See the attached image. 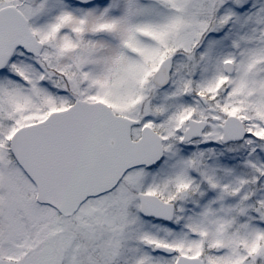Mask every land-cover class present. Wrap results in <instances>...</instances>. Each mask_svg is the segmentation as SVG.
Segmentation results:
<instances>
[{"label": "snow or ice", "instance_id": "6c2138e0", "mask_svg": "<svg viewBox=\"0 0 264 264\" xmlns=\"http://www.w3.org/2000/svg\"><path fill=\"white\" fill-rule=\"evenodd\" d=\"M0 264H264V0H0Z\"/></svg>", "mask_w": 264, "mask_h": 264}]
</instances>
